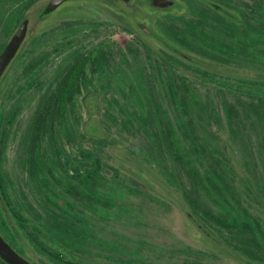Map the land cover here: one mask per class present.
<instances>
[{
    "label": "rangeland",
    "instance_id": "rangeland-1",
    "mask_svg": "<svg viewBox=\"0 0 264 264\" xmlns=\"http://www.w3.org/2000/svg\"><path fill=\"white\" fill-rule=\"evenodd\" d=\"M48 1L28 12V36L0 79V169L9 179L0 199L18 237L72 263L76 251L131 264H264V0H216L242 13L245 22L235 29L181 6L187 0L127 23L92 0H67L42 15ZM161 26L193 50L173 47ZM155 28L158 38L150 32ZM5 40L0 37V49ZM158 51L254 77L198 65L215 81L201 79ZM83 59L81 91L33 147L42 98ZM100 73L110 80L107 88ZM106 110L131 120L130 130L105 121ZM144 112L157 136L141 127L137 115ZM97 125L118 141L108 146L107 159L120 168L98 169L86 188L72 178L66 159L81 157L82 143L103 149ZM137 162L158 179L146 183ZM218 201L249 215L256 231L226 221Z\"/></svg>",
    "mask_w": 264,
    "mask_h": 264
},
{
    "label": "trees",
    "instance_id": "trees-1",
    "mask_svg": "<svg viewBox=\"0 0 264 264\" xmlns=\"http://www.w3.org/2000/svg\"><path fill=\"white\" fill-rule=\"evenodd\" d=\"M43 0H0V37L6 38L2 48L0 49V55L7 46L13 34L20 27L22 22L26 19H30L27 17L28 12L35 7H37ZM203 2L205 4L204 8H201L199 4L196 2ZM51 0L45 5L42 15H47L48 13L55 10L57 7L50 9L49 4ZM187 0L186 3H181V6L188 8L192 12L197 15L204 17H213L219 23L223 24L227 29H235L239 23H244L243 15L239 10H233L232 7L225 5L224 3L218 2L216 0ZM60 6V5H59ZM226 11V12H224ZM181 20L189 27V29L202 38H206L212 42L216 43V40L208 35L203 30L199 29L198 26L192 22L190 19L181 17ZM16 30V31H15ZM161 30L165 32L167 41L173 46L177 47L181 50H193L192 45L184 38L178 37L173 30H169L167 27L161 26ZM21 50H19L20 52ZM163 59L169 64L173 65L176 68H179L187 73H190L194 76H197L201 79L215 81L213 78L209 77L208 71L205 68H201L200 66L214 68L218 72L220 70L224 72H228L229 74L234 75H244L247 77H254V74L249 73L247 71H242L239 67L229 66L224 63L222 64H209L201 61H196V64H191L185 62L177 57L173 56V54H169L168 52L158 51ZM192 57L196 60H200L192 55ZM86 61L85 59L75 63L72 65L66 73L62 76L60 81L57 83L56 87L47 95H45L37 109V113L35 115V133H34V144L36 145L38 137L40 134H44L49 129V121L53 122L57 120V118L64 117L67 105L73 101L75 96L81 91L82 81L86 79ZM264 80V79H263ZM98 81L102 85L103 88H107L110 84V80L104 73H100L98 75ZM87 97L85 98V100ZM152 115L144 112L137 115L138 121L141 123V127L144 128L148 133H151L155 136L158 135L157 127L154 125L152 120ZM105 121L111 124L113 127L118 126V124H122L123 127L127 130H130L129 127L132 125L131 120L120 121L116 115L112 112L106 110L104 112ZM2 117H0L1 122ZM104 121V122H105ZM108 124V125H109ZM130 125V126H129ZM89 121L85 122L84 129L86 132L90 133L89 130ZM97 130L103 134L104 130H102L97 125ZM100 134V135H102ZM99 142L103 144V149L100 151L94 152L93 144L85 145V143L81 144V157L75 158L74 163H72L69 159H66V164L71 167L74 173L71 175L79 184L88 188V184L92 180V176L98 171V169L106 171H114L119 169L120 167L116 163L109 162L110 159L108 146L111 144L116 145L118 142L116 139L111 138L105 134L102 137H99ZM107 156L109 157L107 159ZM103 159L107 160V163H102ZM137 172L138 176L142 178L146 183L152 184L154 180L158 178L154 175V173L149 169L145 168L141 163L137 162ZM9 181L8 177L5 173H3L0 169V198L4 200L2 197L4 183ZM248 185L250 187V194L254 192L253 186L248 181ZM0 199V234L5 238V240L23 257L29 260L32 264H131L130 261L118 262L114 259H106V261H101L95 257H86L83 256L76 251L71 253L69 250L65 249V252L71 253L72 257H74L77 262L72 263L70 261H65L60 255L49 253L47 255L43 250V247H36L32 245L29 240H21L16 234V229L14 225L9 222L8 219L4 218L3 208L1 205ZM63 204L66 202L61 200ZM218 205L224 207L220 201H218ZM226 208V207H224ZM225 220L233 225H244L246 228L251 231H256V221L253 220L249 215L241 213L237 208L229 207L226 208ZM3 214V216H2ZM209 239V238H208ZM32 246V247H31ZM29 251H33L38 256L42 258V263L35 261L32 259L27 253ZM0 264H9L1 255H0Z\"/></svg>",
    "mask_w": 264,
    "mask_h": 264
},
{
    "label": "water",
    "instance_id": "water-1",
    "mask_svg": "<svg viewBox=\"0 0 264 264\" xmlns=\"http://www.w3.org/2000/svg\"><path fill=\"white\" fill-rule=\"evenodd\" d=\"M67 0H51L49 8L53 9ZM174 2V0H172ZM29 28V20L22 22L17 31L13 34L7 46L0 55V79L6 71L9 64L16 57L22 43L26 39ZM0 255L9 264H32L25 257L21 256L0 234Z\"/></svg>",
    "mask_w": 264,
    "mask_h": 264
},
{
    "label": "flooded vegetation",
    "instance_id": "flooded-vegetation-1",
    "mask_svg": "<svg viewBox=\"0 0 264 264\" xmlns=\"http://www.w3.org/2000/svg\"><path fill=\"white\" fill-rule=\"evenodd\" d=\"M92 1H95L96 3L101 5H107L108 7H111L116 13H118L122 21L126 23L137 21L144 17L152 16L154 13H160L161 11L168 13L177 4V1H174L175 3L173 5L167 6L166 7L167 9L163 10L161 6L165 4V0H100V1L92 0ZM29 28H28V33H29ZM152 31H150L151 34L158 38L159 34L157 33L156 28L154 30L152 29ZM24 42L22 43L21 47L23 46ZM10 65L11 64H9V66L7 67V70L10 67Z\"/></svg>",
    "mask_w": 264,
    "mask_h": 264
}]
</instances>
